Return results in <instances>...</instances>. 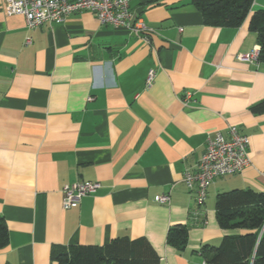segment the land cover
I'll list each match as a JSON object with an SVG mask.
<instances>
[{"label": "crops", "instance_id": "crops-1", "mask_svg": "<svg viewBox=\"0 0 264 264\" xmlns=\"http://www.w3.org/2000/svg\"><path fill=\"white\" fill-rule=\"evenodd\" d=\"M4 1L0 217L9 237L0 264H56L58 247L118 236L145 237L159 264H204L203 244L245 231L218 225L215 199L264 191V112L251 109L264 99V62L238 58L259 46L248 17L218 26L190 0H128L154 30L145 40L88 10L27 28L22 15L4 13ZM263 7L254 0L250 12ZM229 125L249 136V163L216 177L196 203L184 173L196 169L208 134L228 137ZM77 180L100 187L64 207L62 188ZM159 194L169 201L158 203ZM177 223L187 226L183 249L166 242Z\"/></svg>", "mask_w": 264, "mask_h": 264}, {"label": "trees", "instance_id": "trees-1", "mask_svg": "<svg viewBox=\"0 0 264 264\" xmlns=\"http://www.w3.org/2000/svg\"><path fill=\"white\" fill-rule=\"evenodd\" d=\"M254 0H190L211 25L239 26L248 17V27L256 33L258 60L264 62V7L250 12ZM264 112V99L251 107ZM215 215L221 228L245 231L224 235L218 245L203 244L199 253L205 264H264V191L235 188L217 194ZM5 220L0 217V247L8 242ZM166 242L183 249L187 226L172 224ZM56 264H159V256L149 241L141 236H118L105 245L69 244L52 251Z\"/></svg>", "mask_w": 264, "mask_h": 264}, {"label": "built area", "instance_id": "built-area-1", "mask_svg": "<svg viewBox=\"0 0 264 264\" xmlns=\"http://www.w3.org/2000/svg\"><path fill=\"white\" fill-rule=\"evenodd\" d=\"M81 10L90 11L100 23L120 27L137 35L141 34L145 40H148L154 31L139 17L134 16L128 0H5L3 5L6 15H22L27 28L46 23H59L67 15ZM29 42L30 38L26 37L25 43ZM258 55L259 46H254L250 52L240 53L238 58L259 61ZM154 74V68H150L146 77L147 85L151 83ZM191 96L189 91L186 92L183 101L187 102ZM227 131L228 137L219 131L208 134L205 149L197 161L196 169L184 173L183 180L187 187L194 190L196 203L204 201L207 187L216 177L241 172L249 163V136L240 133L234 125H229ZM99 187L98 181L91 180L66 183L62 188V205L69 207L81 197L94 193ZM155 200L161 204L167 203L169 195L159 194Z\"/></svg>", "mask_w": 264, "mask_h": 264}]
</instances>
